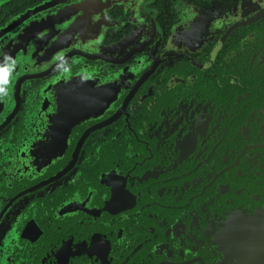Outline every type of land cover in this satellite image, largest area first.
<instances>
[{
	"label": "flooded vegetation",
	"instance_id": "flooded-vegetation-1",
	"mask_svg": "<svg viewBox=\"0 0 264 264\" xmlns=\"http://www.w3.org/2000/svg\"><path fill=\"white\" fill-rule=\"evenodd\" d=\"M52 1L67 16L18 67L54 75L0 100V264H264V18L0 0V25Z\"/></svg>",
	"mask_w": 264,
	"mask_h": 264
},
{
	"label": "water",
	"instance_id": "water-1",
	"mask_svg": "<svg viewBox=\"0 0 264 264\" xmlns=\"http://www.w3.org/2000/svg\"><path fill=\"white\" fill-rule=\"evenodd\" d=\"M257 1L246 0L241 5L234 6L233 13L236 14L238 21L233 24L229 32L257 24L264 18V7L258 6ZM68 10L57 9L53 1L45 2L0 25V69L7 71L6 78L0 79V88L4 89V92L0 93V100H20L25 94H28L27 97H36L37 93H34L36 90H32L37 88V82L44 79L42 75H54L52 72L20 70L18 67L20 51L32 49L37 40L52 33L51 28L61 23L67 16ZM208 11L210 10L202 8L199 13L196 11V17L202 15L211 17V13L205 14ZM173 33L175 37L177 29ZM22 79H26V83H23ZM52 82L43 83L39 89L43 91L49 89L47 86Z\"/></svg>",
	"mask_w": 264,
	"mask_h": 264
},
{
	"label": "snow or ice",
	"instance_id": "snow-or-ice-1",
	"mask_svg": "<svg viewBox=\"0 0 264 264\" xmlns=\"http://www.w3.org/2000/svg\"><path fill=\"white\" fill-rule=\"evenodd\" d=\"M7 76V71L4 69H0V79L6 78Z\"/></svg>",
	"mask_w": 264,
	"mask_h": 264
},
{
	"label": "clouds",
	"instance_id": "clouds-1",
	"mask_svg": "<svg viewBox=\"0 0 264 264\" xmlns=\"http://www.w3.org/2000/svg\"><path fill=\"white\" fill-rule=\"evenodd\" d=\"M4 92V89L3 88H0V93H3Z\"/></svg>",
	"mask_w": 264,
	"mask_h": 264
}]
</instances>
